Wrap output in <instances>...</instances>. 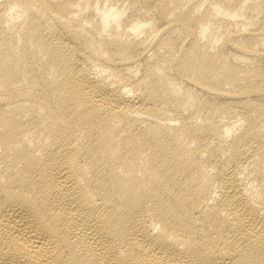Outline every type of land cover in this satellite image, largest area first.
<instances>
[{"label": "bare ground", "instance_id": "6f19581e", "mask_svg": "<svg viewBox=\"0 0 264 264\" xmlns=\"http://www.w3.org/2000/svg\"><path fill=\"white\" fill-rule=\"evenodd\" d=\"M0 264H264V0H0Z\"/></svg>", "mask_w": 264, "mask_h": 264}]
</instances>
